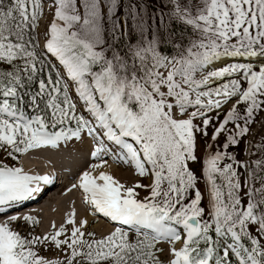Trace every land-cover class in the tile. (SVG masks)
Listing matches in <instances>:
<instances>
[{"label": "snow or ice", "instance_id": "1", "mask_svg": "<svg viewBox=\"0 0 264 264\" xmlns=\"http://www.w3.org/2000/svg\"><path fill=\"white\" fill-rule=\"evenodd\" d=\"M83 147L111 230L5 215ZM0 157V264H264V0H0Z\"/></svg>", "mask_w": 264, "mask_h": 264}, {"label": "rangeland", "instance_id": "2", "mask_svg": "<svg viewBox=\"0 0 264 264\" xmlns=\"http://www.w3.org/2000/svg\"><path fill=\"white\" fill-rule=\"evenodd\" d=\"M117 15H120V12H118ZM121 25L123 26V20H121ZM209 131L211 132V129H209ZM56 155H63L62 157L65 158L64 162L68 167L69 163L72 161L73 156H74V158L76 155L77 156H84L86 158V156L88 154H87L86 147H83V148H77V150L75 152H71L70 154L68 152L59 153V154L53 153V156H56ZM0 158H2V157H0ZM23 158L24 157H22L21 162L24 164L26 170H28V167L26 166L27 162L28 163H33L35 161L41 162L43 167H44L43 169H45V166L47 165V161L44 160L42 157L32 156L31 158L27 157L25 160H23ZM55 159H54V161H55ZM58 159H60L58 162H59V164L60 163L61 164H60V167H57L56 171L59 170L60 168H62V166H63L61 158L58 157ZM105 159L107 160V164L105 166H107L111 170L110 174H112L116 179L120 180L122 183L131 185L136 179H138V177L134 174L131 167L126 166L122 163H116L112 159H109L107 157ZM58 162L55 161V166L58 165ZM92 162L86 163L85 168L89 164H91ZM95 162L97 163L98 161H95ZM37 168L39 169V167H37ZM39 170L41 171V169H39ZM47 171L50 172V168H47ZM79 171H80L79 169L75 170V173H77V172L79 173ZM62 174H63V171L60 174H59V172L57 173L56 182H57V180H59V178L61 177ZM74 178H73V181H74ZM143 182L147 183L148 181L144 180ZM141 194L142 195L144 194L143 191L141 192ZM52 196L47 197V194H44V197L43 196L40 197L41 199H44V200H41V199L36 200V202L38 201V203H43V201H44V203L47 206L51 207V209L49 210L48 213H41V211L39 209H36L37 206L36 207H35V205L33 206V204H35L36 202L35 203L27 202V203H24L22 205V207H18L15 210L8 211L5 215H11V214H14V212L29 213V214L37 217L39 220V223L36 227V231L37 232H43V231L48 229V227L52 221H55V223L57 225H59L63 220L64 214L68 210H70L69 208L65 207V205H60L57 202V200H55ZM78 205H79L81 210L86 211L85 204L82 202L81 199H80V203ZM54 208H55V211L52 210ZM76 212H77L78 218H85V217H81V215L79 214V212L77 210H76ZM90 216L91 215H88V218H87L90 221V224L88 225V230H94L97 233V235H101L103 233H106L107 231L111 230V228L113 227V224L109 223V221L105 220L104 217H102V216L99 218H96L93 216L90 217ZM4 218H5L4 216H0V221H2ZM14 226H17V225H14ZM19 227L22 230L24 229V226L22 224L19 225ZM49 255H51V253H49Z\"/></svg>", "mask_w": 264, "mask_h": 264}, {"label": "bare ground", "instance_id": "3", "mask_svg": "<svg viewBox=\"0 0 264 264\" xmlns=\"http://www.w3.org/2000/svg\"><path fill=\"white\" fill-rule=\"evenodd\" d=\"M47 155H51L53 160L56 158L55 161H57V162L60 160V159H58V157H60L61 160H62V163H63V166L61 165L62 168H60L57 171H56L57 167H60V164H61V163L59 164V162H58V165L55 166V168H50V172L55 176V180H56V173H58V172L60 174L63 171V174L61 175V177L62 176H66L67 177L66 183L63 185V187L58 189L56 192H53L52 193V195H53L52 197L55 200H57V202L60 205H65V207H67L69 209H71L72 207H75V209L79 212L81 217L88 218V215H87L86 211L81 210L79 205H78L80 203V199L82 200L81 192L79 190H76V189H73V190H71L69 192H65V189L73 182V178L76 177L79 174L78 172H77L78 174L75 173V170L79 169L80 171H82V170L85 169L86 163L92 162V161H93L92 163H96L95 160H92L88 155L86 156V158L84 156H77L76 155L75 158L73 156L72 161L69 163V165L67 167V165L64 162L65 158L62 157L63 155L53 156V153H50V154H47ZM26 158H27V156H25L23 158V160H25ZM26 166L28 167V169H36L37 167H39V169H41V171L45 170V169H43L44 167H43L42 163L38 162V161H35L33 163H28L27 162ZM101 170L107 171L109 173L111 172V170L107 166H103ZM41 200H44V199H41ZM34 205H35V207L37 206L36 209H39L41 211V213H48L49 210L51 209V207L47 206L44 203V201H43V203H38V201H37L35 204H33V206ZM85 208H86V206H85ZM52 210L55 211V208L52 209Z\"/></svg>", "mask_w": 264, "mask_h": 264}]
</instances>
